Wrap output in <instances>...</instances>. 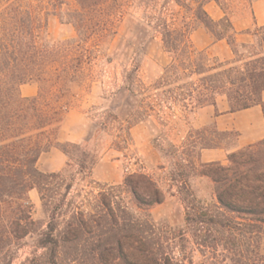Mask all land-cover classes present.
I'll return each mask as SVG.
<instances>
[{"label":"trees","instance_id":"trees-1","mask_svg":"<svg viewBox=\"0 0 264 264\" xmlns=\"http://www.w3.org/2000/svg\"><path fill=\"white\" fill-rule=\"evenodd\" d=\"M212 2L225 14L219 21L206 10ZM117 4L0 0V264H14V251L30 242L34 251L21 264H195V253L201 257L200 264H264V157L251 167L245 161L264 147V141L231 152L229 167L219 162L202 166L200 175L215 184L212 206L197 204L187 182L183 185L172 175L178 190H186L179 198L187 211L183 229L162 227L155 221L151 210L167 197L146 174L131 175L122 186L82 203L68 200L78 178L81 185L92 177L97 157L87 143H60L58 133L71 108L70 97H75L70 86L91 81L94 63L117 35ZM174 4L179 12L147 26L152 37L160 36L171 59L152 86L157 94L145 97L134 76L126 79L129 91L144 97L142 108L134 114L137 122L151 118L152 104L145 103L153 97L160 99V109L178 107L186 114L216 107L220 98L226 99L230 113L261 107L264 114V25L238 33L221 0H174ZM51 17L73 26L77 38L52 43ZM200 28L216 43L224 41L233 58L221 61L208 51L196 50L191 36ZM240 35L254 42L240 44ZM28 84L38 85L33 98L20 93ZM209 131L191 129L199 140L188 139L185 146L200 152L224 149L207 141ZM209 134L218 139L232 132H220L212 125ZM53 149L60 150L68 164L61 172L44 173L38 163ZM116 189H125L133 203ZM34 190L49 218L47 224L34 218L29 198Z\"/></svg>","mask_w":264,"mask_h":264},{"label":"rangeland","instance_id":"rangeland-1","mask_svg":"<svg viewBox=\"0 0 264 264\" xmlns=\"http://www.w3.org/2000/svg\"><path fill=\"white\" fill-rule=\"evenodd\" d=\"M81 1L85 5L90 3V0ZM110 1L118 3L117 35L101 59L94 63L91 81L81 87L77 84L70 86L75 97H70L71 108L66 111L58 133L59 142L62 144L70 142V137L76 139L83 134L84 138L77 143H87L97 157L92 177L81 185L78 178L68 200L76 198L75 201L82 203L100 193L122 186L126 178L131 175L146 174L159 184L167 197L164 204L155 206L151 210L155 221L162 227L183 229L187 211L179 198L186 190H178L171 179L173 174L177 175L179 183L186 185L187 182L190 194L196 199L197 204L205 206L216 204L214 182L200 175L202 166L207 165L200 161V150L185 146L188 139L192 142L199 140L198 136L191 132V129L201 128L195 121L196 113L186 114L178 107L171 111L168 108L160 109L158 106L162 104L160 99L153 97L147 98L145 103V106L151 103L153 107L149 110L151 118L147 119L150 123L137 122L134 114L142 108L144 97L140 94H132L126 83L127 77L132 75L144 90L142 94L145 97L157 94L152 86L163 75L164 68L169 65L171 59L163 50L160 36L156 34L152 37L147 26L153 25L159 17L170 18L179 12V8L174 4V0H171L168 6L165 5L166 0ZM221 2L240 33L254 30L253 18L259 21L260 26L264 24V0H221ZM70 3L75 5L76 0H70ZM212 7L220 11L216 3H213ZM208 11L212 17L218 19V14L214 10L209 8ZM48 35L52 43L77 38L73 26L61 24L54 17L49 20ZM238 41L240 44L254 42L253 38L247 35L240 36ZM217 50L220 60L226 61L228 58L223 55L224 50L222 48ZM216 52H211V55L215 57ZM178 87L180 84L174 89ZM158 111L160 114L156 115ZM71 112L75 113L82 122L81 133L77 127H70ZM206 127L211 133L212 125ZM209 133L206 134V139L213 145L219 144L225 150L237 147L239 133L232 132L218 139ZM187 155H190V158H187ZM261 157H264V147L255 149L253 157L245 161L251 167L254 161ZM184 158L193 165L183 162ZM67 164L68 158L60 150L53 149L42 156L38 167L44 173H58L63 171ZM221 164L229 167L228 157ZM66 178L68 179L69 176ZM95 183L106 187L99 188ZM116 191H120L118 194L126 201L133 203L125 189H116ZM29 198L35 209V220L47 224L49 218L42 208L38 192L36 190L30 192ZM131 207L135 208V205ZM261 246L264 254V236ZM33 251L31 242L29 246L14 251L17 252L14 264H21ZM41 253L39 252V255ZM193 259L195 264H200L201 257L198 253L194 254Z\"/></svg>","mask_w":264,"mask_h":264},{"label":"crops","instance_id":"crops-1","mask_svg":"<svg viewBox=\"0 0 264 264\" xmlns=\"http://www.w3.org/2000/svg\"><path fill=\"white\" fill-rule=\"evenodd\" d=\"M213 3L214 2L209 3L206 6V10L208 13H209L208 11L209 8L214 10L215 13L218 14V19L212 17V15L210 16L215 21H219L225 17V14L220 7H219L220 13L216 11V9L212 7ZM253 20H254V26H256V24L260 26L259 21H256L257 19L253 18ZM232 22L235 30L238 33H240L233 20ZM191 40L194 48L198 51H208L211 53L218 51L217 48H222L224 50L223 55L225 54L226 58H229L231 56L230 49L227 46V44L224 41L216 43L212 38V36L203 28L196 30L192 34ZM214 56L220 58L217 52ZM38 90L39 88L37 84H28L21 87L20 93L25 98H33L38 94ZM262 98L264 100V93L262 95ZM216 113H218L219 116L216 117ZM195 117H196L195 119L196 123H198L201 128H204L209 125H215L218 131L223 133H227V132L239 133L237 147L233 148L232 150H225V149L203 150L200 154V161L203 164L225 162L228 155L231 152L244 148L248 145H252L264 141V114L262 112L261 107H253L251 109H247L244 111L230 113L229 105L226 99L220 98L218 99L216 107H206L202 110H199L196 113ZM70 127H77L78 130L80 129V133H81L82 122L80 119H78V116L73 112L70 113ZM83 138H84L83 134H80V136L76 139L70 137V143L81 142Z\"/></svg>","mask_w":264,"mask_h":264}]
</instances>
